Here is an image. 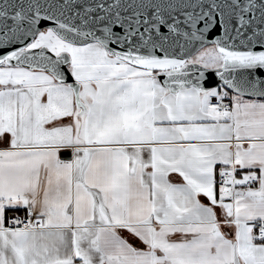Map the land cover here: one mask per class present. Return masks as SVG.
Masks as SVG:
<instances>
[{
  "label": "snow or ice",
  "instance_id": "snow-or-ice-1",
  "mask_svg": "<svg viewBox=\"0 0 264 264\" xmlns=\"http://www.w3.org/2000/svg\"><path fill=\"white\" fill-rule=\"evenodd\" d=\"M0 264H264V0H0Z\"/></svg>",
  "mask_w": 264,
  "mask_h": 264
}]
</instances>
